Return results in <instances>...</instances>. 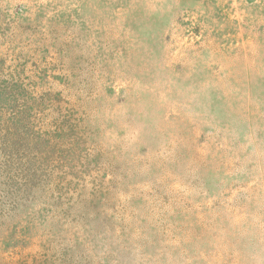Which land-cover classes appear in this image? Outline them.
I'll return each mask as SVG.
<instances>
[{
  "label": "rangeland",
  "instance_id": "374dc122",
  "mask_svg": "<svg viewBox=\"0 0 264 264\" xmlns=\"http://www.w3.org/2000/svg\"><path fill=\"white\" fill-rule=\"evenodd\" d=\"M0 264H264V0H0Z\"/></svg>",
  "mask_w": 264,
  "mask_h": 264
}]
</instances>
